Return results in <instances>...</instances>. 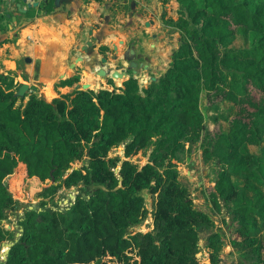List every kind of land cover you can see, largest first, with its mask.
I'll return each instance as SVG.
<instances>
[{
	"label": "trees",
	"instance_id": "obj_1",
	"mask_svg": "<svg viewBox=\"0 0 264 264\" xmlns=\"http://www.w3.org/2000/svg\"><path fill=\"white\" fill-rule=\"evenodd\" d=\"M174 1L175 17L162 23L178 31L177 46L145 85L128 76L120 87L108 80L111 90L73 88L50 100L28 93L16 105L26 95H15L19 84L0 74V222L24 179L50 182L42 198L77 190L62 209L44 201L24 209L1 264H199L198 228L212 222L193 206L171 162L183 142L195 141L214 166L211 201H221L234 223L231 245L248 251L247 264H264V0ZM53 9L54 0H43L36 11ZM238 27L254 34L249 46H230ZM77 81L72 75L53 86ZM201 98L207 107H231L225 127L205 124ZM118 145L122 158L109 156ZM138 151H148L141 166L127 159ZM144 190L154 195L152 228L134 232L147 214ZM6 234L0 227V244ZM216 238L208 237L209 246Z\"/></svg>",
	"mask_w": 264,
	"mask_h": 264
},
{
	"label": "rangeland",
	"instance_id": "obj_2",
	"mask_svg": "<svg viewBox=\"0 0 264 264\" xmlns=\"http://www.w3.org/2000/svg\"><path fill=\"white\" fill-rule=\"evenodd\" d=\"M93 1L97 3L94 5L95 7L87 9L86 6H89ZM145 2L150 3L149 0H145ZM77 3H79V5L76 13L82 15L87 9L89 13L86 14L85 17L88 15L90 26L95 25L99 28L96 34L93 35L94 39L87 38V34L83 33L81 41L87 38V40H91V46H85V50L78 49L77 47L69 49L70 57H68V59L71 60V57L76 54L87 53L92 57L91 61L87 63L89 67L92 65L99 67L103 65L101 67L107 69L106 58H111L114 51H116L117 55L123 51L126 58L136 63L132 77L136 78L138 86L147 84L151 78L157 77L166 68L169 55L177 46L179 33L174 28L162 23V21L166 18L175 17V5L168 2L166 7L154 8L152 6L153 4H151L150 9L153 12V15H151V19L153 20L152 25L153 30H156L154 33L155 35L149 37L148 33H145L143 30L139 31L138 29L139 26L143 24L147 26L150 17H148L146 12L141 11V7H138L137 2L134 0H71V2H69V0H55L54 9L49 14L37 12L35 9L30 11L29 9L23 16L18 15L19 20L12 31H10V35L5 37V39H3L4 41L1 42L3 44L0 46V70L2 71L7 67L8 63L6 61L10 60L12 47L17 49V46L13 44L19 37V30L21 27L33 26L36 24L55 25L57 23V17L62 16L60 13H63L65 18L71 16L73 13L71 5H77ZM85 21L87 22V20ZM253 38L254 34L252 32L244 31L241 27H238L234 32L230 46L235 48L247 47L250 45ZM141 43H143V45H141ZM151 43L155 45L152 47V54L145 57V55L142 54H144L145 50L151 49L149 47ZM100 46H106L107 49L101 51L99 49ZM114 48L115 50L113 51ZM129 49L134 51L131 56L128 53ZM100 56L105 59L104 62H102ZM138 61H141L145 66H138ZM18 63L22 65L21 57H19ZM125 68L127 69V62ZM111 79L114 81L120 80L119 78ZM111 79L109 78L108 80L112 81ZM30 85L32 91H34L33 93L37 95L41 88V83L34 82ZM18 87H14V94ZM88 89H91V86H88ZM28 93L32 92L27 86V89L23 93V95L25 94L26 96L18 100L16 105H22ZM46 94L47 93H41L40 95L46 96ZM199 107L202 111L205 124H207L209 128L212 127L215 122H217L220 127H225L226 120L231 114L230 106L218 103L212 107H207L204 99L201 98ZM262 142H264V135ZM198 143L199 141L191 143L183 142L182 150L176 152L174 158L171 159L177 171L178 182L188 191L193 206L206 213L212 222L211 225L198 228V246L195 257L199 264H247L250 260L248 251L232 246L230 243L231 238H233L232 227L234 225L230 215L227 213L226 208L222 206L221 201H219L218 207H215L211 201L209 191L212 190V172L214 166L212 161L204 159ZM248 150L251 153H256L258 146L249 145ZM108 155L122 158V145L111 148L108 151ZM127 159L141 166L148 161V151H138ZM74 165L79 166L81 162L79 161ZM231 181L239 182L240 178L231 176ZM5 182L8 186H11L10 177L5 178ZM49 184L50 182L48 180L41 183L33 178H27L11 190V195L13 199L16 200V203L12 210L6 212L5 218L0 222V227L10 232V234L5 235V239L0 244V264L7 244L16 240L21 231L18 222L21 220L24 209L39 210V203L41 201L45 202L46 207L62 209L72 202L77 192L74 187H63L42 198L38 193L43 186ZM142 196L147 214L141 222L131 228L134 232H145L152 228L150 212L153 208L154 195L144 190L142 191ZM211 234H216L217 238L214 243L209 246L208 237ZM104 260L105 264H115L111 259L105 258ZM89 264L98 263L91 262Z\"/></svg>",
	"mask_w": 264,
	"mask_h": 264
},
{
	"label": "crops",
	"instance_id": "obj_3",
	"mask_svg": "<svg viewBox=\"0 0 264 264\" xmlns=\"http://www.w3.org/2000/svg\"><path fill=\"white\" fill-rule=\"evenodd\" d=\"M134 1L137 2L138 7H141V11L146 12L148 17H150L148 19L149 24L147 26L143 24L139 26L138 29L139 31L143 30L145 33H148L149 37H153L156 30H153L152 25L153 20L151 19V15H153V12L150 9L151 4H153L152 6L154 8L166 7L168 2L175 5L174 8H176L177 5L174 0H168L166 3H161L158 0H149L150 3H146L145 0ZM69 2H71V0H69ZM96 4L97 3L93 1L89 6H86V8L92 9ZM78 5L79 3H77V5H71L73 13L68 18H65L63 13H60L62 16L57 17V23L55 25L36 24L33 26L21 27L19 30V37L13 44L17 46V49L12 47L10 60L6 61L8 63L7 67L4 68L5 70H0V74L5 75L9 73L13 78L14 84L21 85L25 83L32 93L34 91H32L30 84L40 82L41 88L37 95L47 93L46 96L40 95L45 100H50L52 97L58 96L59 94L67 93L73 88H81L83 84L91 86L92 90L100 88L111 90L112 86L106 83L110 77H98L96 74L97 68H101L103 65L100 67L94 65L91 67L88 66L87 63L91 61V55L87 53L76 54L71 57V60L68 59V57H70L69 49L76 47L78 49H83L86 41L91 42V40H87V38L94 39L93 35L96 34L99 28L95 25L90 26L88 15L85 17V15L89 13L87 9L82 15L76 13ZM85 20H87V22ZM12 29L13 28L5 27L0 29V41L10 35ZM83 33L87 34V38L81 41ZM141 45H143V43H141ZM153 46L155 45L151 43L149 45L151 49L145 50L142 55H145V57L151 55ZM114 50L115 49H113V51ZM130 51H132V53H130ZM128 53L131 56L134 51L129 49ZM19 57H21L22 65L18 63ZM100 58H102V56H100ZM129 60L130 59L125 57L123 51L118 55L116 51H114L111 58H106V68L108 71H112L115 65L121 64L123 67L122 76L123 79H125L129 75L132 76L133 73L131 68H125L126 62ZM138 63V66L144 65L141 61H138ZM72 75L78 76V81L73 85L53 86L57 80ZM122 81L123 80H112L111 84L120 87Z\"/></svg>",
	"mask_w": 264,
	"mask_h": 264
},
{
	"label": "flooded vegetation",
	"instance_id": "obj_4",
	"mask_svg": "<svg viewBox=\"0 0 264 264\" xmlns=\"http://www.w3.org/2000/svg\"><path fill=\"white\" fill-rule=\"evenodd\" d=\"M37 5L27 7L21 0H0V27L14 28L19 20L18 15L23 16L29 9H37L40 2L43 0H35ZM55 1V0H54ZM18 3V6H17ZM23 8V11H22Z\"/></svg>",
	"mask_w": 264,
	"mask_h": 264
},
{
	"label": "water",
	"instance_id": "obj_5",
	"mask_svg": "<svg viewBox=\"0 0 264 264\" xmlns=\"http://www.w3.org/2000/svg\"><path fill=\"white\" fill-rule=\"evenodd\" d=\"M22 3H25L27 7H34L37 5V1L35 0H21ZM17 6H18V3H17ZM22 11H23V8H22ZM85 46L87 47H90L91 46V42L90 41H86V43L84 44V50H85ZM115 49V48H114ZM130 53H132V51H130ZM102 62L105 61L104 58L101 59ZM136 66V63L132 60H129L127 62V67L128 68H131L132 71L134 72V67ZM122 72H123V67L122 65H115L114 69L112 71H108L107 69H104L103 67L101 68H97L96 70V74L98 76H101V77H104V76H109L110 78H119L120 80H123V76H122ZM154 79V78H151V80ZM82 89H87L88 88V85L87 84H83ZM27 89V85L26 84H21L17 91L15 92V95H18V96H22L24 91ZM16 241V240H14ZM13 242H10L7 244L6 246V250L3 252V258L5 257V253L7 252V250L9 249V247L14 243Z\"/></svg>",
	"mask_w": 264,
	"mask_h": 264
}]
</instances>
